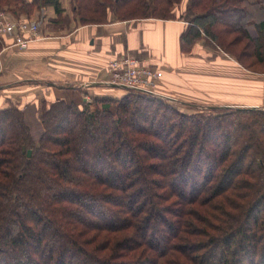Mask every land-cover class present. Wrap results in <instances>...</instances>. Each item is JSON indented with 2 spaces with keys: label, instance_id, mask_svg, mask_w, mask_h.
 <instances>
[{
  "label": "trees",
  "instance_id": "16d2710c",
  "mask_svg": "<svg viewBox=\"0 0 264 264\" xmlns=\"http://www.w3.org/2000/svg\"><path fill=\"white\" fill-rule=\"evenodd\" d=\"M181 2L71 0V6L84 26L175 19L171 9ZM255 6L187 0L181 52L190 54L207 38L245 69L264 68V13ZM46 7L56 13L53 23L69 22L60 0H0V12L16 20ZM259 12L256 22L251 15ZM253 21L256 38L247 30ZM129 92L120 100L95 98L94 111L44 102L37 143L20 109L0 110V264H31L12 257L53 240L73 255L67 260L51 250L44 264H74L75 257L80 264H264V110L185 114L159 96ZM80 161L85 170L73 171Z\"/></svg>",
  "mask_w": 264,
  "mask_h": 264
},
{
  "label": "crops",
  "instance_id": "0c3cea01",
  "mask_svg": "<svg viewBox=\"0 0 264 264\" xmlns=\"http://www.w3.org/2000/svg\"><path fill=\"white\" fill-rule=\"evenodd\" d=\"M250 1L256 5L254 9L264 12V0ZM60 3L69 22L53 23L57 18L53 7L34 12L27 20L39 22V36L27 49L19 50L10 36H0V109L7 107L8 100L13 103L26 88L45 101L64 100L75 105L86 101L84 95L89 91L96 96H112L109 93L117 87L105 83V66L109 60L127 54L162 72L157 90L166 97L185 104L208 100L223 107L264 108V101L254 97L264 90V79L250 75L229 55L203 44H195L190 54L181 52L179 38L187 26L182 18L110 20L80 26L72 17L71 0ZM247 30L251 37H258L254 21ZM242 88H249L251 93ZM36 101L30 103L33 108L38 107ZM26 124L32 139L38 141L42 132L38 131L41 126L35 113L26 114Z\"/></svg>",
  "mask_w": 264,
  "mask_h": 264
},
{
  "label": "rangeland",
  "instance_id": "374dc122",
  "mask_svg": "<svg viewBox=\"0 0 264 264\" xmlns=\"http://www.w3.org/2000/svg\"><path fill=\"white\" fill-rule=\"evenodd\" d=\"M186 5H187V0H182V2L179 4L178 7H173L171 10L172 14L175 16V17H178V18H182L184 17V12H185V9H186ZM42 9L40 10H35L34 12H40ZM249 10L250 11H253L254 9L250 8L249 7ZM259 11V10H258ZM260 14H255V15H251L252 19L255 21V20H258L260 16H262L261 12H259ZM264 13V12H262ZM8 15V14H7ZM188 24V22H187ZM250 25V24H249ZM248 25V26H249ZM39 36V35H38ZM230 38H234V36H230ZM211 41L207 38H201L199 39L195 44H198L199 46L200 45H205L206 47L210 48L211 50H214L215 52L217 51H222L224 53H226L222 48H220L219 46L215 45V43H210ZM12 45L14 46L13 42L11 41ZM213 44V45H212ZM202 45V46H203ZM194 48V47H193ZM193 50V49H192ZM236 50V49H234ZM200 51V50H198ZM192 52V51H191ZM227 55H229L232 59H234L230 54L226 53ZM130 55V54H129ZM132 56V55H131ZM136 58V57H135ZM235 60V59H234ZM236 61V60H235ZM237 62V61H236ZM248 62V61H247ZM250 62V61H249ZM248 62V64H249ZM238 63V62H237ZM240 64V63H239ZM242 66V65H241ZM243 67V66H242ZM244 68V67H243ZM245 69V68H244ZM247 70V69H246ZM252 70H255V71H250V70H247L249 72H251L253 77H257L259 79H264V68L262 67H253ZM109 78V76H108ZM106 82V81H105ZM102 90L104 92L107 93V89H104L102 88ZM262 91H257V93L254 95V97L256 99H258L259 102L261 101H264V90L263 89H260ZM130 90L128 89H125V88H115L114 90H112L111 92L112 93H109V94H113L112 96H106L104 97L103 95H100V96H96V95H93L91 94V91H89V93H87L86 95H84L86 99V101H83L81 103H79L78 105H75L73 103L74 106L78 107L80 110H82L83 108H85L84 105L88 106V110L89 111H94L97 107H99L98 104H96L94 102V99L95 98H110V99H114V100H120L122 98L123 95L125 94H128L130 93L129 92ZM242 91L245 92V93H248L250 94L251 93V90L249 88H242ZM20 93V90L18 91ZM31 90L29 88H26V90H23L22 93L20 94V96H17L15 99H13V103L11 102H8L6 101V104L4 106H7L5 108H9L11 106H15L17 107L18 109L21 110V112H23L24 114V121L26 123V114L28 115L29 112H32L33 116H34V113H35V116H36V119L38 120V122H40V126H41V129H38L39 133H43L44 132V128H43V124L41 123V119H40V115L42 113V104L44 102H46V104H51L53 103L54 101H59V100H53V101H45L43 100V98H38L37 95L35 94H32L30 93ZM102 93V92H101ZM161 97V96H160ZM166 97V96H165ZM161 98H164V97H161ZM171 98V97H170ZM166 99V98H164ZM174 99V98H173ZM262 99V100H261ZM37 100L36 102H38V107L37 108H33L31 106V102L32 101H35ZM167 101H169V103H171L178 111H181L185 114H192V113H195V112H198V111H203V110H206L209 106H217V105H213V104H217L215 103L214 101H199V102H193V104H196V105H193V104H185L183 101H180L178 99L175 98V100H170V99H166ZM64 101V100H63ZM8 102V103H7ZM66 102V101H65ZM183 102V103H182ZM67 104H69L68 102H66ZM114 106L115 104L113 103L112 106H111V111L113 112L114 111ZM5 108H2V109H5ZM28 108V109H27ZM0 109V110H2ZM201 109V110H200ZM56 124L53 125V129H55ZM35 133V132H33ZM41 133V134H42ZM32 134V133H30ZM33 137V135H31ZM40 139V138H39ZM85 140H88V139H85ZM38 141H36L35 143H37ZM92 144V143H91ZM85 149H91V145L90 146H86L84 148H80L78 149V154H82L84 152ZM126 151V150H125ZM124 152V151H122ZM120 163V162H118ZM116 163V164H118ZM80 164V165H79ZM73 163V165L71 166V169L73 171H76V170H85L84 168V163L82 161H80V163ZM51 163H50V168H51ZM119 165V164H118ZM54 195V194H53ZM136 197L133 196L131 199L134 200ZM130 202V201H129ZM129 202L126 203V208H129ZM67 214V212L65 213ZM30 215V214H28ZM74 216V219L78 220V219H82L81 216ZM81 221V220H80ZM29 225V224H28ZM38 227H40V223H38ZM38 229V228H37ZM46 232H48V230H46ZM42 235L43 234V231H42ZM57 239L59 240V236H56ZM56 240H53L54 244H50L48 245V248H42V247H35V248H30V249H26L25 248L23 249L24 252H22V254L18 256H11L13 259H18V260H21V256H26L25 258H31V264H44L43 263V260H44V254L46 255V253L50 252L51 250H56V252H61L63 251L66 255V258L67 260L70 259L69 255H73V253L70 251H67L68 249V245L64 243L63 241V244L61 243L62 240H59L57 242H55ZM63 249V250H62ZM24 254V255H23ZM23 258V259H25ZM80 258L78 257H75V262L74 264H80ZM246 262V261H245Z\"/></svg>",
  "mask_w": 264,
  "mask_h": 264
},
{
  "label": "built area",
  "instance_id": "2783aa9c",
  "mask_svg": "<svg viewBox=\"0 0 264 264\" xmlns=\"http://www.w3.org/2000/svg\"><path fill=\"white\" fill-rule=\"evenodd\" d=\"M39 28L38 21L16 20L11 15L0 12V36H10L14 46L19 50L27 49L30 43L38 38ZM105 69L109 76L105 82L107 85L162 97L157 90L162 72L145 65L134 56L127 54L111 59Z\"/></svg>",
  "mask_w": 264,
  "mask_h": 264
},
{
  "label": "water",
  "instance_id": "95a60500",
  "mask_svg": "<svg viewBox=\"0 0 264 264\" xmlns=\"http://www.w3.org/2000/svg\"><path fill=\"white\" fill-rule=\"evenodd\" d=\"M164 97V96H163ZM166 99H170V100H175L173 98L170 97H164ZM183 103V102H182ZM208 108H235V107H228V106H209ZM238 109H259V110H264V108H259V107H248V108H238ZM27 155H30V151L27 152Z\"/></svg>",
  "mask_w": 264,
  "mask_h": 264
}]
</instances>
